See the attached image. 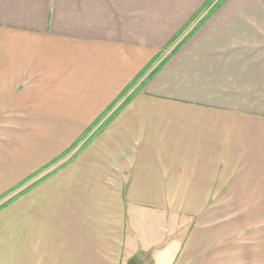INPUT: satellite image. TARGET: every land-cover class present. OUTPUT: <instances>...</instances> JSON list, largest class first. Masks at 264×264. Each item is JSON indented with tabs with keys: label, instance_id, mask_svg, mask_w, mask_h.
Instances as JSON below:
<instances>
[{
	"label": "crops",
	"instance_id": "obj_1",
	"mask_svg": "<svg viewBox=\"0 0 264 264\" xmlns=\"http://www.w3.org/2000/svg\"><path fill=\"white\" fill-rule=\"evenodd\" d=\"M206 1L0 0V264H264V0L41 171Z\"/></svg>",
	"mask_w": 264,
	"mask_h": 264
},
{
	"label": "trees",
	"instance_id": "obj_2",
	"mask_svg": "<svg viewBox=\"0 0 264 264\" xmlns=\"http://www.w3.org/2000/svg\"><path fill=\"white\" fill-rule=\"evenodd\" d=\"M225 0H208L206 1L201 8L186 22V24L175 34V36L169 41V43L165 46L164 50L170 49L172 46L176 45L173 50L171 51V55L178 52L179 49L194 35V33L207 21V19L210 17V14L215 12L217 9H219L220 4L223 3ZM209 10V12L204 15V13ZM202 16V17H201ZM201 17V18H200ZM198 22L194 25L195 21L199 19ZM194 25V26H193ZM192 27V28H191ZM185 36L182 38V40L178 41L183 35ZM178 41V42H177ZM177 43V44H176ZM164 55V51L159 52L153 60L149 62V64L139 72V74L123 89V91L117 96L111 104L106 108V110L91 124V126L84 132V134L77 139V141L68 149L66 150L61 156H58L55 158L52 162L47 164L41 171L46 169L47 167H50V165H53L60 161L63 157L68 155L71 151L75 149V147L79 144L80 140H84L89 134L93 131V129L104 119L108 116V114L114 109L115 106H117L121 101L119 107H122L124 103H126L130 97L129 92L134 88V86L140 81V79L147 74L150 70L149 76H154L162 67L163 65L168 61L171 55H167L162 59V56ZM159 59H162L156 66L153 68V66L157 63ZM116 109V110H117ZM114 113L111 114V116ZM88 140V138H87ZM26 182V181H25ZM23 182V183H25Z\"/></svg>",
	"mask_w": 264,
	"mask_h": 264
},
{
	"label": "rangeland",
	"instance_id": "obj_3",
	"mask_svg": "<svg viewBox=\"0 0 264 264\" xmlns=\"http://www.w3.org/2000/svg\"><path fill=\"white\" fill-rule=\"evenodd\" d=\"M208 12H209V10H207V11L204 13V15H206ZM201 17H202V16H201ZM201 17H200V18H201ZM200 18L197 19V20L195 21L194 25L198 22V20H200ZM194 25H193V26H194ZM191 28H192V27H191ZM184 36H185V34H184V35H183L178 41L182 40V38H183ZM178 41H177V42H178ZM176 44H177V43H176ZM175 46H176V45L172 46L170 49H168V50H166V51L163 50V51H164V55H163V56L165 57V56L171 54V51L173 50V48H174ZM167 51H168V52H167ZM165 54H166V55H165ZM163 56H162V58H164ZM157 64H158V63H157ZM155 65H156V64H155ZM155 65L153 66V68H155Z\"/></svg>",
	"mask_w": 264,
	"mask_h": 264
},
{
	"label": "water",
	"instance_id": "obj_4",
	"mask_svg": "<svg viewBox=\"0 0 264 264\" xmlns=\"http://www.w3.org/2000/svg\"><path fill=\"white\" fill-rule=\"evenodd\" d=\"M130 264H133V263H130Z\"/></svg>",
	"mask_w": 264,
	"mask_h": 264
}]
</instances>
